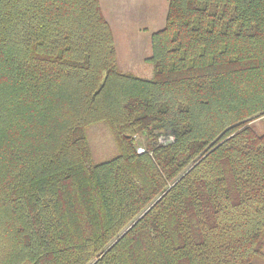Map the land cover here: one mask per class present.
Instances as JSON below:
<instances>
[{
	"label": "trees",
	"instance_id": "obj_1",
	"mask_svg": "<svg viewBox=\"0 0 264 264\" xmlns=\"http://www.w3.org/2000/svg\"><path fill=\"white\" fill-rule=\"evenodd\" d=\"M168 2L148 79L101 0H0V264H264V0Z\"/></svg>",
	"mask_w": 264,
	"mask_h": 264
},
{
	"label": "rangeland",
	"instance_id": "obj_2",
	"mask_svg": "<svg viewBox=\"0 0 264 264\" xmlns=\"http://www.w3.org/2000/svg\"><path fill=\"white\" fill-rule=\"evenodd\" d=\"M168 1L101 0L103 12L114 32L118 63L123 72L152 78L153 67L147 61L151 54V36L165 26ZM257 123L260 132H264V120ZM86 132L95 163L118 154L116 141L106 123L90 126Z\"/></svg>",
	"mask_w": 264,
	"mask_h": 264
},
{
	"label": "built area",
	"instance_id": "obj_3",
	"mask_svg": "<svg viewBox=\"0 0 264 264\" xmlns=\"http://www.w3.org/2000/svg\"><path fill=\"white\" fill-rule=\"evenodd\" d=\"M144 150L142 148H139L138 153H143Z\"/></svg>",
	"mask_w": 264,
	"mask_h": 264
}]
</instances>
